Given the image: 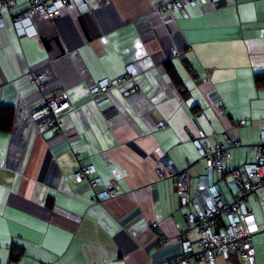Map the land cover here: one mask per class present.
Masks as SVG:
<instances>
[{"label":"crops","instance_id":"0c3cea01","mask_svg":"<svg viewBox=\"0 0 264 264\" xmlns=\"http://www.w3.org/2000/svg\"><path fill=\"white\" fill-rule=\"evenodd\" d=\"M29 1L0 8V109L14 111L10 130H0V264H158L178 256L193 206L155 167L168 160L188 170L195 200L207 173L198 144L215 147L228 134L240 144L214 179L233 200L229 172L254 160L264 130V87L254 78L264 72V0H198L174 13L160 10L170 0H90L89 13L72 3L56 20L33 16L21 35L13 16ZM128 64L138 70L134 81L92 97V87ZM33 72L46 73L48 91L67 93L64 134L48 125ZM85 165L90 178L117 179V196L78 183L74 173ZM246 206L259 227L255 262L232 252L218 254L217 264H264V189ZM229 222L221 216L218 228ZM198 238L189 231L194 249Z\"/></svg>","mask_w":264,"mask_h":264},{"label":"built area","instance_id":"2783aa9c","mask_svg":"<svg viewBox=\"0 0 264 264\" xmlns=\"http://www.w3.org/2000/svg\"><path fill=\"white\" fill-rule=\"evenodd\" d=\"M197 1L170 0L164 2L160 6V10L167 13L183 11L187 2L196 3ZM16 2L17 0H0V8L12 7ZM89 2L90 0H30L25 11L13 16V26L21 35L30 34V28L33 27L31 22L33 16L56 20L61 16L62 10L72 3L78 6L81 13H89L91 11ZM220 2L221 0H211L210 3L215 7ZM5 25L4 17L0 15V29ZM171 52L173 55L180 53L179 49L175 47L171 48ZM30 74L31 81L45 93L47 123L53 129V134H64L65 129L61 115L71 108V101L67 93L60 89L48 91L45 84V72ZM138 74L135 65L128 64L123 74L114 79H102L92 87V97L98 99L115 87L123 85L129 80L134 81ZM220 109L223 110V107L221 106ZM241 123L243 121H240ZM225 138L226 144L221 143L215 147H211L206 142L198 144L207 173L200 176L195 200L191 197V176L188 170H180L168 160L157 167L158 177L160 179L168 177L175 179L176 190L182 203L193 206V210L185 214L186 229H179V238L183 244L182 253L158 264H192L194 260L199 261L200 264H217L218 254L229 257L232 252L239 253L243 259L250 263L255 262L253 234L258 231L259 227L254 215L247 211L246 201L251 194L256 193L259 189H264V130L256 144L254 160L229 172L232 201L227 199L214 179L216 172L226 171L228 161L232 156V148L240 144L231 139L228 134H225ZM92 172L91 166H81L74 173V177L78 183L87 181L94 188L103 185L106 188L105 199L116 197L119 190L117 179L112 178L105 184L101 178H90ZM221 216L230 219V224L225 228H218ZM154 227L158 228L159 224L154 223ZM192 229H196L199 233L196 249L192 247L189 240V231Z\"/></svg>","mask_w":264,"mask_h":264},{"label":"trees","instance_id":"16d2710c","mask_svg":"<svg viewBox=\"0 0 264 264\" xmlns=\"http://www.w3.org/2000/svg\"><path fill=\"white\" fill-rule=\"evenodd\" d=\"M256 85L260 88L264 87V72L255 74ZM14 120V111L11 107H1L0 109V130H10ZM226 144V143H223ZM18 252L12 251V258H18Z\"/></svg>","mask_w":264,"mask_h":264},{"label":"bare ground","instance_id":"6f19581e","mask_svg":"<svg viewBox=\"0 0 264 264\" xmlns=\"http://www.w3.org/2000/svg\"><path fill=\"white\" fill-rule=\"evenodd\" d=\"M164 163H165V162H164ZM159 165H163V163L157 164L156 167H155V170L157 169V167H158ZM165 165H166V164H165ZM156 173H157V171H156ZM157 176H158V174H157Z\"/></svg>","mask_w":264,"mask_h":264}]
</instances>
